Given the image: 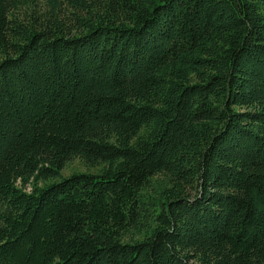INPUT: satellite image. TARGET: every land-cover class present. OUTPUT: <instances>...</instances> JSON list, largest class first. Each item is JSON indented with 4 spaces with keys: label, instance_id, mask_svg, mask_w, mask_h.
I'll list each match as a JSON object with an SVG mask.
<instances>
[{
    "label": "trees",
    "instance_id": "obj_1",
    "mask_svg": "<svg viewBox=\"0 0 264 264\" xmlns=\"http://www.w3.org/2000/svg\"><path fill=\"white\" fill-rule=\"evenodd\" d=\"M0 264H264V0H0Z\"/></svg>",
    "mask_w": 264,
    "mask_h": 264
},
{
    "label": "rangeland",
    "instance_id": "obj_2",
    "mask_svg": "<svg viewBox=\"0 0 264 264\" xmlns=\"http://www.w3.org/2000/svg\"><path fill=\"white\" fill-rule=\"evenodd\" d=\"M99 169V166H87L85 165L80 159L73 158L62 169L61 174L63 176H67L73 172H83V171H97Z\"/></svg>",
    "mask_w": 264,
    "mask_h": 264
}]
</instances>
